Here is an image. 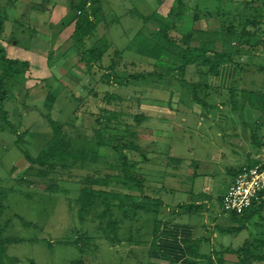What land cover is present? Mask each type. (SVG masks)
Listing matches in <instances>:
<instances>
[{
  "label": "rangeland",
  "instance_id": "obj_1",
  "mask_svg": "<svg viewBox=\"0 0 264 264\" xmlns=\"http://www.w3.org/2000/svg\"><path fill=\"white\" fill-rule=\"evenodd\" d=\"M100 1L104 22L98 34L87 42L86 48L92 47L99 37L106 36L112 44V49L104 56L102 67L96 68L98 72L96 79L89 75L83 78L85 74L81 68H84V65L80 63L79 50L73 47L74 19L76 15L85 16L93 11V8H97L94 6L95 0L48 2L19 0L15 5L3 1L10 9L4 33L0 36V48L5 49L8 58L29 63V71H24L26 81L16 83L2 107L12 124L10 127L5 125V131H0V185L5 192L6 207L1 220V234L4 239L11 241L7 246L9 259L7 264L156 263L151 258L156 226L165 219L167 204L180 202L185 198L182 193L171 197L172 189L179 191H182V187L188 189V183H184L187 179L181 181V162L179 164L162 158L161 162L159 160L155 162L159 164L158 166L155 164L149 166L150 164H141L144 162L143 155L146 154L152 162V158L160 156L161 153V156H166L163 149H156L157 147L152 145L156 142L154 136L170 131L172 141L169 143L170 146L168 144L165 146L169 157L178 158L179 154L186 152V149L179 152L181 133L177 130L182 129L185 133L188 125L193 126V123L203 119V116L182 117V109L179 108L178 102L180 99L182 101L188 99L193 103L195 96L203 99V88L209 85L207 78L213 75L210 74L209 67L196 65L188 68L183 76L177 72L169 75L164 69L167 71L170 67L177 68L178 65L171 63L168 58L163 57L154 65L148 58L138 55L135 51H127L125 61H121L116 70L123 78L138 76L139 79L132 78L133 80L125 85L118 86L112 83L114 87L108 86L109 79L104 77L112 74V71L107 69L111 65L115 50H125L141 31L148 35L149 31L159 29L158 21L151 19L146 22V19L151 17L165 21L168 19L169 23L166 24L170 27V36L182 43L184 37L191 35L194 49H199L202 43L210 44L208 57L213 56L212 52L215 51L233 54L238 52L240 54L237 55L240 62L238 75L241 82L235 92L238 94V102L243 101L242 93L245 92L264 94V74L259 71L260 67L264 66V5L262 6L261 2L252 5L251 0H182L178 17L176 12L178 0ZM71 3H74L75 8L72 9ZM82 3L86 5L87 11L77 9L82 7L80 6ZM41 4L44 15H39L40 12L36 13L37 11L29 12L31 6ZM47 12L51 14L54 12V15ZM18 20L21 23L15 22ZM71 21L74 23L69 24ZM254 21L257 22V26L253 25ZM244 31L253 37L238 40V35L241 36ZM44 69L49 70L47 72L49 75L40 71ZM1 71L0 69V73ZM150 74L162 75L165 80ZM144 75L148 77L142 78ZM40 76L46 78L40 79ZM80 76H83L82 79ZM42 85H45V88L39 90L46 92L45 103L43 100L35 102L27 100L28 91L38 89ZM50 90L52 96L48 100L47 93L49 94ZM107 92L119 98L116 102L118 106L116 108L115 105L109 106L108 110L115 108L116 111L120 109L129 115H145L149 119H155L152 123L145 121L137 130L139 132L137 143L149 152L139 154L127 152L130 160L140 162L139 174L146 177L144 195L140 192H131L123 179L117 177L116 170L120 165L116 155L109 147L100 146L94 137L96 119L104 115L107 117L109 113L100 111L102 106H107L103 101ZM159 106L162 107L158 109ZM150 107L151 110L146 109ZM247 107L243 110L236 108L239 112H236L235 119L239 120L243 113L246 121L259 120L264 130L261 113L250 106L246 111ZM50 121L63 128L66 136L64 141L66 143L70 141L73 149L91 155V162L89 161L88 165L82 164L81 160L54 161L49 157L44 159L46 164L40 165L32 164L26 159V153H29L36 160L53 139L54 128ZM127 121L134 123L133 119ZM134 125L137 126L136 123ZM174 128L177 129L175 133ZM188 129L191 130L190 134L198 132L197 129ZM210 130L206 133L207 136L198 138L195 136L192 141L190 140V149H194L195 157H201L203 162L200 164L194 160L190 164L193 166L191 170L199 172L202 179H210V182L213 180L212 186L206 191L208 195L204 197L207 217L211 225L219 220L218 225L224 228L225 225L226 227L230 225L225 224L226 217L222 214L219 199L226 195L227 189L220 187L229 180V174L219 173L216 176V162H210L209 159L211 154L212 156L216 154L217 142L225 148V152L233 155V152L226 148L230 143L233 145V140L222 138L216 140L218 129L211 126ZM113 133L119 134L118 131ZM245 133L248 139L246 142L242 141L244 147L250 148L252 153L261 152L262 155L255 159L258 160L256 164L263 165L264 147H259L257 143L264 131L258 133L260 137L255 133L253 139L249 131ZM235 144L237 147L241 146L240 142ZM198 145L200 149L193 147ZM238 155L234 158L240 161V154ZM165 165L169 171L165 174L166 178L165 176L161 178L159 170ZM33 170L44 174L39 176L30 174L29 172ZM151 177H155L154 180L150 181ZM98 179L102 185L95 184ZM161 187L163 193L158 192ZM85 188L110 195L114 193L121 198L130 196L134 200L126 203L122 211L118 208L119 200L111 199L112 217L109 213L104 218L101 217L105 210L102 204H97L89 213L80 217L78 200ZM146 197L151 200L148 201ZM158 200L164 205L159 207L158 211L153 208L154 210L146 212L132 206L133 203L149 206L156 204ZM257 216L259 219L256 222H261L259 223L261 228L258 229L254 220L251 221L253 232L246 244H249L250 252L256 257L264 258V210ZM205 218L206 216L202 217L200 221L207 223L204 221ZM213 229L207 226L203 236L212 239ZM248 235V232L222 233L217 241L221 245L231 244L237 248L244 243ZM208 246L210 247L209 244ZM208 246L204 244V249H208ZM219 257L220 255L206 258L202 262L219 264L222 258ZM14 259L16 262L12 263L11 260ZM225 260L222 264H239L240 261L237 256L232 255ZM246 263L264 264V259L256 261L248 257Z\"/></svg>",
  "mask_w": 264,
  "mask_h": 264
},
{
  "label": "trees",
  "instance_id": "obj_2",
  "mask_svg": "<svg viewBox=\"0 0 264 264\" xmlns=\"http://www.w3.org/2000/svg\"><path fill=\"white\" fill-rule=\"evenodd\" d=\"M7 4L15 5L17 1L19 0H6ZM50 1V0H45ZM221 1V0H217ZM252 5L257 4L258 2H261L262 6L264 5V0H251ZM179 6L177 8V16L179 17V9L181 8L182 0H178ZM39 6V7H37ZM82 7L77 8L78 10H85L87 11L86 5H83V3L80 5ZM97 8H93V11H90L88 14H84L79 16L76 15L75 17V31L73 34V39L75 41V44H73L74 48H77L79 50L80 55V63L84 65V68H81V70L84 72L85 76H80V79L86 78L89 76H92L93 79H96L97 73L96 68L102 67L103 58L106 54L109 53V51L112 49V44L109 42L106 36H101L98 38V40L94 43V45L90 48H86L87 42H89L91 39L95 37L96 34H98V31L101 28V24L104 22L103 16H102V8L99 4V0H95V5ZM99 6V8H98ZM43 4L31 6L30 9L40 11V13L44 12V9L42 8ZM71 7L75 8L74 3H71ZM76 10V11H78ZM4 14H0V36L2 33H4L5 30V24L8 19L7 13L3 12ZM77 19V21H76ZM151 19L158 21L159 29L152 32L149 31L148 35L145 34L143 31L139 32L135 38V40L126 47L123 51L115 50L113 54V58L111 61V65L108 67L107 70L112 71V74L104 77V79H109L107 82L108 86H112L114 84L116 85H125L130 80H136L139 79L138 76L134 78L132 76L130 79L123 78V75H120L117 72V67L120 66L121 61H125V53L127 51L130 52H136L138 55L142 57H146L150 59V63H155L157 61H161L163 57L168 58V60L171 61L173 64H177V68L170 67L167 71L164 69L167 74H172L174 72L179 73L180 75H185L184 73L187 72V69L192 66H207L210 69V74L213 76H218L220 73L221 68L226 64H233L238 69L240 68V62L237 58V55H240L238 52L236 54H233L231 52H212L213 56L208 57V52L210 51V44L202 43L201 47L199 49L192 47V36H186L182 40V43L175 40L172 36H170L169 32L170 27L167 21L163 20H157L154 17H151L149 19H146V22L150 21ZM16 23H21L20 20L15 21ZM74 23L70 22L69 24ZM253 25L257 26V22H252ZM249 25V24H248ZM151 32V33H150ZM246 37H253V35L248 34L247 32H242L241 36L238 35L237 39L240 38H246ZM249 40L246 43V46L248 44ZM18 43V42H17ZM214 45V44H211ZM6 51L4 48H0V69L2 70L0 73V131H5V125L12 126V124L8 121V114L2 110L3 105L7 101V97L9 92L12 90V88L16 85L18 81H26V77L24 75V71H29V63L25 61H20L17 59H11L8 58L5 55ZM260 72L264 74V66L260 67ZM120 75V76H119ZM157 76L161 80H165V77L159 74H150V76ZM148 75H144L142 78H147ZM133 78V79H132ZM141 78V77H140ZM110 81H114L111 82ZM111 85H110V84ZM114 87V85L112 86ZM196 95V93H195ZM234 100H233V106L236 108L244 109L247 106H250L251 108L257 110L259 113H261V117L264 120V94H256L254 92H245L242 93L243 101L238 102V94H234ZM52 93L51 90L48 94V100L51 99ZM119 98L116 95H111L110 92H107L106 95L103 98L104 103L107 105L102 106L103 113L107 114L108 116L98 117L96 119L97 127L94 130V137L98 141V144L103 147H109L111 151L116 155L117 161L119 162L120 168L116 170L117 177L122 178L124 183L127 184L128 189L131 192H140L142 195L145 193L146 188V177L141 176L139 174V164L140 162H133L129 159V156L127 154L128 151L134 152V153H147L145 149L140 145V143H137L138 135L139 133L138 127H140L145 121H147L149 118L147 116H141V115H132L128 114L126 112H122L120 109L115 110V108L118 106L116 102H118ZM200 101L197 96L193 98V102L198 103ZM203 103V102H199ZM114 110H108L109 106H114ZM236 112L238 110L236 109ZM243 114V113H242ZM241 114V118L242 115ZM91 117H93L92 114H89ZM111 115V116H109ZM125 117V118H124ZM94 119V118H93ZM133 119L134 123L129 122L127 120ZM261 119V118H260ZM51 125H53L54 128V136L51 142L48 144V146L44 149V152L36 159L34 160L29 153H26V159L31 161L32 164H40L44 165L46 164L44 162V159L49 157V159H53L54 161L60 160V161H66V160H81L82 164L88 165L89 161L91 160V155L89 153H85L79 150H75L70 146V141L66 143L64 141V138L66 139V136L63 133V128L61 126L56 125L53 121H50ZM136 123L137 126L134 124ZM111 131V132H110ZM113 131H118V135L114 134ZM256 138V137H255ZM259 141V147L260 143L262 142L261 139ZM256 143V141H255ZM49 160V161H50ZM143 163H146L148 161V156L145 154L143 155ZM91 162V161H90ZM48 163V162H47ZM257 163V162H256ZM254 164L252 162L249 165V168H253L260 164ZM142 164V163H141ZM118 165V166H119ZM264 168V164L262 166ZM114 168V167H113ZM244 169H238L234 170L235 178L243 172ZM30 174H35L36 176L43 175L40 171H30ZM95 184L102 185L101 180H96ZM164 191V190H163ZM264 195V191L260 195V199ZM147 198V197H146ZM224 198V197H223ZM222 198V200H223ZM4 199H5V192L3 188L0 185V264H7L8 256H7V246L11 243V241L4 239L2 236V217L6 211V207L4 205ZM111 199L112 200H119L118 208L123 211L124 205L128 202H132L134 199H132L130 196L126 198H121L119 195H116L113 193V195L107 194L105 192H97L94 189L85 188L81 191L80 198L78 200V203L80 205V217H82L85 213H89L90 210H92L97 204H102L105 207V210L101 217H105L108 213L112 217L111 209ZM148 201H150V198H147ZM258 202H255L251 208H249L245 214L242 216H238L235 214H231L233 218L237 221H243L250 219L254 217L258 210H261V206L257 207ZM149 205V204H148ZM132 206L135 209H139L142 211L150 212L153 208L159 209V207H164L162 202L158 200L156 204H152L149 206H145L143 204H137L133 203ZM200 207L195 205H183L180 206V209L182 210H188L189 213H196L198 212V209ZM154 210V209H153ZM225 213V212H224ZM161 222H158V225L156 226L155 230V236H154V244L152 248V254L151 258L153 260H157L156 253L158 254L159 249L157 243L159 242L160 238V231L158 232V228ZM115 239V238H114ZM18 242V241H13ZM227 254H233L238 257L239 264H247L246 259L248 257H251L252 259L256 261H261L264 258L260 256H255L252 252H250L249 244H245L242 248L238 250L229 251L227 250ZM166 257V256H165ZM205 256L204 258H206ZM209 258V257H207ZM196 259V258H193ZM12 263L16 262V260H11ZM10 261V262H11ZM195 264L194 260H189L186 262V264ZM73 264H76L73 263ZM80 264H82L80 262ZM155 264V263H153Z\"/></svg>",
  "mask_w": 264,
  "mask_h": 264
},
{
  "label": "crops",
  "instance_id": "obj_3",
  "mask_svg": "<svg viewBox=\"0 0 264 264\" xmlns=\"http://www.w3.org/2000/svg\"><path fill=\"white\" fill-rule=\"evenodd\" d=\"M4 0H0V14H4L3 12L7 13L9 12L10 7L6 6L3 4ZM99 4L102 6L101 1L99 0ZM29 12H33L36 10H31L29 9ZM28 12V11H27ZM40 11H37L36 13H39ZM50 15H54V12L51 14V12H47ZM44 13H39L41 15ZM46 15V14H45ZM19 23V22H18ZM44 24V23H43ZM48 28L52 29V27L47 26ZM44 28V27H43ZM42 28V29H43ZM17 44V43H16ZM130 44V43H129ZM67 50V49H66ZM65 52V50H64ZM150 59H148L149 61ZM50 67V66H49ZM41 69V68H40ZM51 71V67L49 68ZM48 69L40 70L42 73H45L49 75ZM40 79L46 78L43 76L39 77ZM208 80V86L203 88L202 94H204L203 99H200L199 102L203 103H191L187 99L186 101H180L178 102L179 108L182 109V117L184 118H191V117H199L203 116V119H199L196 122L193 123V126H187L185 129V133H183V130H177L173 129V133L177 131H180V142H181V147L180 151L186 149V152L184 154H179L178 158L174 157H169V154L167 152V149L165 150L166 144L170 146L171 140V134L172 131H170L167 134H159L157 136H154L156 138L155 144L152 145V147H157L156 149H163L164 153L166 156H156L152 158L153 162L148 159L146 163L142 164H150L149 166L155 164L158 166L159 164L155 162H161V159L164 158L166 161L171 160L172 162L182 163V177L181 181L183 182L184 179H187L186 182L188 183L187 188L184 189L182 187V191L172 189L171 197L174 196V194L177 193H182L185 195V198L182 201H174L172 204H167L166 207V214H165V219L162 221L159 225V230L160 231V238L159 242L157 243L159 252L158 254L156 253V263L155 264H186L189 260H194L195 264H202L207 257H218L221 258L219 260V264L225 263L226 257L229 255L236 256L233 254H227V250L233 251V250H238L242 248L250 239H251V233L253 232L251 228V221L254 220L255 226L258 227V229L261 228V225L259 223L261 222H256L258 216L257 214H261L262 210H264V195L262 198L259 200V203L257 204V207L261 206V210H258L257 214L247 220L243 221H236L235 218H233L230 214L224 213L222 210V198L219 199L222 214L225 215L226 217V223L229 224V227L224 226V228L220 227L218 225L219 220L215 222V224L211 225L210 224V219L207 217V212H206V203L204 200L205 195H208L206 192L208 190V187L212 186L213 180L211 182L209 181L210 179H202L201 174L199 172L191 170L193 166L190 164V162L196 160L200 164L203 163L201 160V157L196 158L194 154V149H190V140L192 141L195 136L198 138L199 136L205 137L207 136L206 133L210 132L211 126L218 129L217 135H216V140L217 138L220 139H228L229 141L233 140V145L230 143L226 148H229L232 152L233 155H231L229 152H225V148L221 147L220 142L216 143V154L212 156L209 159L210 162L215 161L216 162V176L217 174H229V180L226 181V183H223L221 185V189L225 188L229 189L231 184L235 180V173L234 170L238 169H247L249 168V165L252 162L258 161L255 158L260 157L261 152H255L252 153L250 148L244 147L243 142H246L248 139V135L245 132L249 131V134L251 135V139H253V135L256 133H260L263 130L261 128V123L259 120H256L254 122H250L249 120L246 121L244 118V115L239 117V120L235 119L236 116V109L233 106V100H234V94H236V90L239 89L240 85V79L238 75V68L234 66L233 64H226L224 65L218 76H212L211 78H207ZM45 81V80H44ZM36 82V81H35ZM45 85H42L38 89H34L31 91H28V98L29 101L35 102L39 100L46 99V92L43 90H39L40 88H43ZM45 88V87H44ZM182 95V94H181ZM48 96V93H47ZM48 98V97H47ZM46 101V100H45ZM44 101V103H45ZM162 106H159L158 109H160ZM142 110L144 108L141 107ZM147 110H151V107ZM249 109V106L247 107L246 111ZM153 111V110H152ZM166 111V110H165ZM239 112V111H238ZM166 114L167 111H166ZM165 116V115H164ZM155 119H148L149 122H153ZM184 120V119H183ZM182 120V121H183ZM145 124V123H144ZM142 124L141 126H143ZM223 128L224 130L222 131L220 128ZM184 128V127H183ZM188 128H193L198 130V136L197 133L190 134ZM168 132V131H167ZM191 132V130H190ZM205 132V133H204ZM259 135V134H258ZM260 137V135H259ZM196 138V139H197ZM262 142L260 143V146L263 148L264 147V133L262 135ZM141 141V140H140ZM235 142H240L241 146L237 147ZM259 142V141H258ZM151 144V142H150ZM147 144V145H150ZM259 146V143H257ZM195 149L198 148L200 149V146H193ZM238 148H242V150H239ZM149 152V151H148ZM184 152V151H183ZM177 154V153H176ZM240 154V161H237L234 157L239 156ZM193 157L192 159H190ZM171 158V159H170ZM208 160V159H207ZM206 160V162L210 165V163ZM227 162V163H226ZM236 162V163H235ZM235 163V164H234ZM225 164V165H223ZM186 165V166H184ZM234 165V166H233ZM237 165V167H236ZM162 170H159L160 174H162V177L165 176V174L169 171L168 166L165 165L161 166ZM180 167V166H179ZM178 167V168H179ZM190 167V168H189ZM159 168V167H158ZM145 170V168H144ZM152 170V169H151ZM153 172V170H152ZM144 174H146L144 172ZM200 174V176H199ZM152 175V174H149ZM212 176V175H211ZM155 177H151L150 181L154 180ZM166 178V176H165ZM216 180L218 181V178L216 177ZM154 182V181H153ZM160 188V187H158ZM158 192H164L162 190V187ZM227 193V192H226ZM183 205H195L200 207L198 209V212L196 213H189L188 210H182L180 209V206ZM206 216L204 221L206 220L207 223H202L200 220L201 218ZM262 218V217H261ZM260 218V221H261ZM217 219V218H216ZM234 224V226H233ZM207 226L210 228H214L212 230L213 232V237L212 239H208L204 237V232L207 229ZM210 232V230H208ZM248 232L249 235L245 237V241L243 244H241L239 247L234 248L232 247L231 244L227 245H221L220 242L217 240L219 239L220 234L222 233H246ZM204 244L208 246V249H204ZM166 256V257H165ZM207 256L206 258H204ZM196 258V259H193ZM214 263V262H213ZM190 264V263H189ZM204 264V263H203Z\"/></svg>",
  "mask_w": 264,
  "mask_h": 264
},
{
  "label": "built area",
  "instance_id": "obj_4",
  "mask_svg": "<svg viewBox=\"0 0 264 264\" xmlns=\"http://www.w3.org/2000/svg\"><path fill=\"white\" fill-rule=\"evenodd\" d=\"M262 166L247 168L235 178L222 200V210L226 214L242 216L260 200V195L264 191Z\"/></svg>",
  "mask_w": 264,
  "mask_h": 264
}]
</instances>
